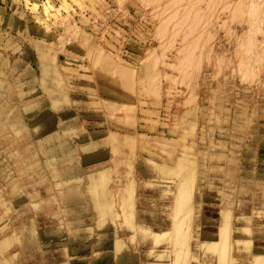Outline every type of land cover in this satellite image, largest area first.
Segmentation results:
<instances>
[{
	"label": "rangeland",
	"instance_id": "rangeland-1",
	"mask_svg": "<svg viewBox=\"0 0 264 264\" xmlns=\"http://www.w3.org/2000/svg\"><path fill=\"white\" fill-rule=\"evenodd\" d=\"M94 50L141 85L177 77L172 92L163 82L157 130L136 136L138 185L151 194L128 208L149 217L136 220L149 230L138 245L122 235L82 238L83 222L68 221L78 184L68 173L83 159L70 106L84 101L90 111L106 101L99 90L140 101L90 64L84 54ZM108 191L103 214L119 200ZM165 214L172 220H153ZM50 226L65 236H41ZM112 239L132 264L264 262V0H0V264H69L86 255L80 240L91 251Z\"/></svg>",
	"mask_w": 264,
	"mask_h": 264
},
{
	"label": "crops",
	"instance_id": "crops-1",
	"mask_svg": "<svg viewBox=\"0 0 264 264\" xmlns=\"http://www.w3.org/2000/svg\"><path fill=\"white\" fill-rule=\"evenodd\" d=\"M84 56L90 61L92 66H99L107 75H116L119 79L116 81V85L131 95H139L140 101L137 103L121 101L122 103H120L118 98L109 97V94L99 90L101 98L103 97L106 101L90 102L89 100V107H93V109L90 108V111L86 112L84 110V106L87 104L84 101H81V103L76 102L70 106L73 110V115L66 113L65 117L72 115L67 122L72 125L77 124L74 129L77 131L75 134V141H77L76 153L83 156V159H80L81 162L78 161V163L74 160L75 163L71 167L72 169H69L68 174H70L71 178H76V180H72V184L78 183L76 184L77 191L82 182L81 179H78L84 173L82 171H86L87 182H84V193L78 194L77 201L76 189L72 192L74 195L73 200L69 201L67 206L70 209L72 208L74 213L68 214V221L83 222L81 229L76 233L82 238L95 236L100 238V242H102L104 238L122 235L130 239L135 238L138 245L142 243V233L149 232V230L139 227L136 220H148L149 217H138L136 211L128 214V208L136 207L137 209L140 204L138 197L141 198L142 196L146 198L151 196V194L144 191L143 186L140 188L138 185L136 173L137 171L140 173L141 170H138L139 168H137L135 160L138 156L136 136H138V133L143 135H145L144 133L150 134L154 131V128L157 130L154 127V125L159 123L157 106L161 103L163 95L165 97L162 88L163 82L169 83L172 92L174 89H177L173 85L174 79L177 77L176 75H166V77L161 78L160 82L154 77H148L144 78V84L141 85V81L139 82L137 76L133 73L125 76L123 70L117 68L108 56L99 53L98 50H94L92 53H85ZM45 59V54L38 53L36 55L35 65L33 66L37 70V74H41L45 70V65H43ZM55 60H58L57 55L53 58V61ZM14 64L18 66L17 63ZM33 66L26 68L29 74L33 72ZM75 77L82 85L81 87H85L86 89L91 88L89 84L90 77L88 75L76 71ZM115 90L118 89L115 88ZM57 98L58 95L53 90L52 101L55 102ZM104 157H107L109 160L106 162ZM106 163H108L107 166H102ZM110 188L118 192L119 200L117 203L114 202V212L108 211L106 214H103L100 213V209L102 210L104 205L111 204L112 202L110 199L112 194L108 191ZM145 203L142 204L145 205ZM131 217L132 219H129ZM116 219H120L121 223L118 227L113 228L111 221ZM125 220H132L134 223L131 225L125 224ZM153 220L170 221L172 217L171 214H165L164 217L161 215L155 216ZM46 230L47 232L41 236L55 237L64 235V232L58 226H50ZM166 230L167 232L170 231L169 228ZM118 242L112 239L110 245H108L107 241V248L105 250L102 248L97 249L99 246H95V249H92L91 246V251H87L88 240H80L79 246L85 245L86 255H83L84 252L78 253V255H82L80 257L70 255V257L72 256V261L69 264H132L128 262V260L131 261L130 254L126 249L122 248L123 245L126 247L125 244L121 242V246L118 248ZM26 243L27 241H25V248H27ZM73 249L77 250V247L73 246ZM57 252L61 254L60 248ZM259 256L262 255L259 253L255 258Z\"/></svg>",
	"mask_w": 264,
	"mask_h": 264
},
{
	"label": "bare ground",
	"instance_id": "bare-ground-1",
	"mask_svg": "<svg viewBox=\"0 0 264 264\" xmlns=\"http://www.w3.org/2000/svg\"><path fill=\"white\" fill-rule=\"evenodd\" d=\"M262 264H264V262Z\"/></svg>",
	"mask_w": 264,
	"mask_h": 264
}]
</instances>
